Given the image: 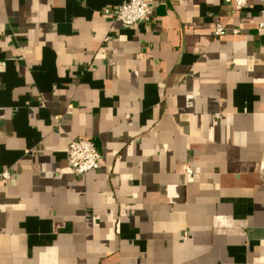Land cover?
I'll use <instances>...</instances> for the list:
<instances>
[{"label": "crops", "instance_id": "0c3cea01", "mask_svg": "<svg viewBox=\"0 0 264 264\" xmlns=\"http://www.w3.org/2000/svg\"><path fill=\"white\" fill-rule=\"evenodd\" d=\"M123 1L0 0V264H264V0Z\"/></svg>", "mask_w": 264, "mask_h": 264}, {"label": "built area", "instance_id": "2783aa9c", "mask_svg": "<svg viewBox=\"0 0 264 264\" xmlns=\"http://www.w3.org/2000/svg\"><path fill=\"white\" fill-rule=\"evenodd\" d=\"M251 0H225V4L233 13L243 11ZM157 5L147 3L143 0H124L116 7L114 15L115 22L122 24L124 27H134L142 23H150L155 14ZM264 30V24L261 23L259 31ZM234 35H239V30H233ZM228 34L227 27L217 23L214 29V39L218 40ZM67 161L73 171V174L80 179L85 178L88 174L96 172L100 168L101 154L95 143L90 139L77 138L70 142L67 150ZM189 173H192L188 169ZM0 178L10 179V173L3 171Z\"/></svg>", "mask_w": 264, "mask_h": 264}]
</instances>
